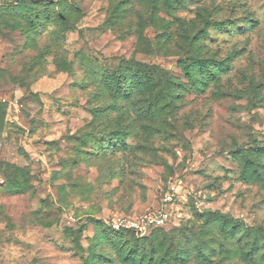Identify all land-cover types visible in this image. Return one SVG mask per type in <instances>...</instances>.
I'll use <instances>...</instances> for the list:
<instances>
[{
	"label": "rangeland",
	"instance_id": "374dc122",
	"mask_svg": "<svg viewBox=\"0 0 264 264\" xmlns=\"http://www.w3.org/2000/svg\"><path fill=\"white\" fill-rule=\"evenodd\" d=\"M193 34L225 64L198 88ZM161 209L148 237L109 225ZM208 212L264 231V0L0 8V264H264Z\"/></svg>",
	"mask_w": 264,
	"mask_h": 264
},
{
	"label": "trees",
	"instance_id": "16d2710c",
	"mask_svg": "<svg viewBox=\"0 0 264 264\" xmlns=\"http://www.w3.org/2000/svg\"><path fill=\"white\" fill-rule=\"evenodd\" d=\"M24 1L25 0H10L7 2H1L0 8L20 6ZM198 39H199L198 36L194 34L188 35L189 47L193 49L195 52L191 53L190 55L191 58H189L186 62L179 61V60L177 61L178 67L182 68L184 77L186 78L187 82L191 83L190 85L192 88H195V87L198 88L201 84H204L206 80L213 79L216 76V73L219 72L220 69L225 67L224 63H216V62L209 63V60H206L202 58L201 56H199L200 49L196 45ZM212 65H214V68H212ZM129 66H131V68L133 69V64H129ZM115 84L117 86H120V85L123 86V83L119 78L116 80ZM181 86H184V84L177 82L174 79H168L165 84L166 90L171 89V90H174V92L172 91L173 94H168L167 96L176 97L177 95L176 93H178V90L181 89ZM203 217L205 218L206 222L216 223L218 229L222 233L231 232V233L241 234V235L245 234V237H249L250 234L254 233L252 246L256 244L257 235H264V231L261 228L253 227V228L243 229L242 223H240L238 220L231 219L226 215L208 212ZM163 229L164 228H154L143 237H148L153 232L157 230H163ZM112 232L118 235L119 234L124 235V234H129L126 232H130V231L112 230ZM193 251H196V255L197 254L199 255L201 253L200 249H194ZM136 255L138 254L136 253ZM171 258L174 260H179V261L183 260L182 255L178 252L172 253Z\"/></svg>",
	"mask_w": 264,
	"mask_h": 264
},
{
	"label": "built area",
	"instance_id": "2783aa9c",
	"mask_svg": "<svg viewBox=\"0 0 264 264\" xmlns=\"http://www.w3.org/2000/svg\"><path fill=\"white\" fill-rule=\"evenodd\" d=\"M10 0H0L7 2ZM172 195L165 196L163 202L170 204ZM170 223V214L165 209L158 210L155 213H149L139 218H123L117 217L109 222L110 227L115 231H131L137 236H145L149 231L154 228H165Z\"/></svg>",
	"mask_w": 264,
	"mask_h": 264
}]
</instances>
